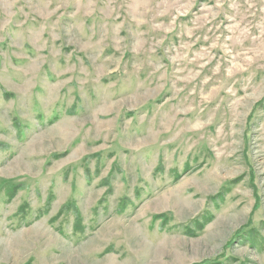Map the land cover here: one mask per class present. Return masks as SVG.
<instances>
[{"label":"rangeland","instance_id":"rangeland-1","mask_svg":"<svg viewBox=\"0 0 264 264\" xmlns=\"http://www.w3.org/2000/svg\"><path fill=\"white\" fill-rule=\"evenodd\" d=\"M0 264H264V0H0Z\"/></svg>","mask_w":264,"mask_h":264}]
</instances>
